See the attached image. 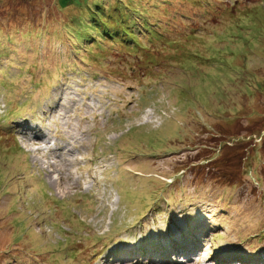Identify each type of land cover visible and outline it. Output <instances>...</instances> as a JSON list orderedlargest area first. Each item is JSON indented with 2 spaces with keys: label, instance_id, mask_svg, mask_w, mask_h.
<instances>
[{
  "label": "rangeland",
  "instance_id": "obj_1",
  "mask_svg": "<svg viewBox=\"0 0 264 264\" xmlns=\"http://www.w3.org/2000/svg\"><path fill=\"white\" fill-rule=\"evenodd\" d=\"M36 1L0 3V16L19 9L40 26L53 17L50 28L68 36L56 0ZM163 4L154 21L142 0L113 6L120 22L109 43L97 42L98 65L77 69L76 44L58 37L50 57L42 38L0 46V264L53 255L58 264H264V162L256 178L234 166L233 183L218 176L231 166L222 141L264 142V110L258 121L235 115L264 74V0H221V18L201 19L208 26L150 42L153 29L184 23ZM91 56L78 60L90 65ZM171 105L173 116L156 113ZM187 144L198 152L182 151ZM31 232L40 250L23 246Z\"/></svg>",
  "mask_w": 264,
  "mask_h": 264
},
{
  "label": "trees",
  "instance_id": "obj_2",
  "mask_svg": "<svg viewBox=\"0 0 264 264\" xmlns=\"http://www.w3.org/2000/svg\"><path fill=\"white\" fill-rule=\"evenodd\" d=\"M18 1L20 0H0V3L18 5L19 4ZM22 1H29V0H22ZM38 1L39 0H37L36 2ZM89 1L90 2L87 5L82 4L80 3V1H77V0H56L55 1L54 5L56 4L55 5L56 12L63 13L64 18L61 22V25L66 30L68 36L60 35L59 34L61 33L60 31L52 28V27L57 26V24L54 22L53 17H51L50 21H45V22H49L50 24L43 23L40 26L41 23L38 20L36 19L30 20L29 19L30 15L26 11H23V10L15 9L3 15V17L0 16V46H3V45L6 46L11 40L18 44L27 43L28 46H31V45H34V43L37 44L38 43L37 40L39 38H42V42H44L43 46L46 48L45 45H47L48 47L47 57H50L53 54L52 50H50L51 42L54 38L58 37L59 39H63L64 41L70 42L68 43L69 46H71V44L74 45V43L76 44V48L74 52V57H76V59L74 60V63L77 69H81L83 67H88L91 65L100 64L98 62V59L100 55L99 52L102 49V47L101 46L99 47L96 45H99L98 43H101L102 40L104 39H105L104 41H107V43H109V39H107L106 37L111 36V32H113V30L117 27V24L120 22L121 15L115 12V9L113 6H115L117 3L122 4L123 1H131V3L133 4L135 0H89ZM160 1L161 0H142L143 5L145 6L146 9L148 8L154 9V15L149 20L154 21V18L159 17V14L161 12L160 11L157 12V9L155 7L159 6ZM162 1H164L163 5L168 10V13H169L168 15L169 16L171 15V17L180 16L182 18L180 20H182L184 23L181 27H178L176 22L179 20H172L171 18L172 23H174L177 26L175 30H174L175 25L174 27L171 25L170 28L168 27V28H165L164 30L163 28H161L163 31H158V30L153 29V31L156 32L153 35L152 34L149 35V33L146 32L148 33L149 38H152L150 39L151 40L150 42L158 43L163 36H166L167 38L175 37V35L180 36V35H183V33L187 31H191V30L196 31L197 28L200 26L209 25L207 23L204 24L201 19L209 20V18L211 19L213 17L221 18V0H179L181 2L188 1L189 6L182 5V3H180L178 0H162ZM194 2H196V7L191 6L192 3ZM34 3L35 1L29 2V4H34ZM35 6H36V10L38 11L40 3H35ZM198 7H201V10H202L201 15L191 12L193 10H197ZM188 12L189 14L193 15L195 20L192 18H189L190 16L187 15ZM162 13L164 12L162 11ZM168 19L169 17H166L167 21ZM185 19H188L189 22L186 23L184 21ZM191 22H196V25L198 26L194 27L193 29L189 28V25L191 24ZM50 25H52L51 28H50ZM204 28L206 27H203L202 29ZM36 30H37V33L33 35V33ZM173 32L174 34H172ZM165 33H168V35ZM79 35H83L84 37L83 40L79 37ZM209 36L211 35L207 31L205 34V37H209ZM90 40H93L95 43L90 42ZM87 45H91V46H87ZM94 48H97L98 50H95ZM20 49H24V48H20ZM87 49H89L92 52L91 58L86 60L90 65H85L83 62L78 60L81 55L87 52ZM24 51L26 52L27 50H24ZM35 53L36 52L33 51V58L37 57ZM95 53H98V56L93 57ZM16 54L19 55L18 53ZM119 54L121 55L123 53L120 52ZM126 55L130 57L127 53ZM153 62L159 63L160 59L153 60ZM61 63L62 61H60L58 64H61ZM58 66L60 67V69H63L62 65H58ZM43 69L46 72L48 71L46 70L48 68L46 69L43 68ZM49 78L50 76L48 77V79ZM243 92H244L243 97L240 98L239 100L237 99L238 106L241 107L240 113L235 114V115H237L238 118L240 116L242 118L249 117V119L254 117L253 119L255 121L260 120V117L262 116V112L264 110V97H263L264 96V74L260 75L257 78L256 84L252 89L248 91H242V93ZM175 108H176V105H171L165 111H163L162 109H157L156 113L158 112V114H160V111H161V113L164 115L173 116L174 115L173 110ZM7 110L9 113L14 112L13 108L12 110L11 108L10 109L8 108ZM180 119L187 122V125L185 126H191L190 123L188 122L189 119H186V118L184 119V116H181ZM228 122L229 121L227 120L226 123L224 122L222 123L227 124ZM159 128H161L160 125L158 128L151 129V132L157 133L159 131ZM170 128L174 131L176 130L175 126H171ZM189 128L191 129L192 127H189ZM161 133L162 132H159L158 134L161 135ZM166 134H168L167 131H166ZM228 139L230 140L228 141L224 140L221 142V156H223V161L225 163H230L231 166H228L227 168L221 169V171H219L218 176L221 179V183L225 185H227L228 183H233V179H235L236 177L233 176L234 172L229 170V168L233 166L237 167V169L235 170L236 172L241 167H242L241 169H244L245 172L252 169L253 174H254V176L252 177L254 178H256L257 176L259 177V170L257 169H258V165L264 162V157L260 155V150L263 148L264 142H261L256 147L254 144L253 145L251 144V146L247 148L242 145L243 143L248 142L247 140L244 141L238 138L237 139L228 138ZM186 146L190 148L183 149L182 151L190 150L192 152H196V153L198 152V149H194L192 147V144L191 145L187 144ZM212 151L214 152L215 149H212ZM219 152H218V155H219ZM174 154H177V153H174ZM174 154H171V155H174ZM207 154L209 155L210 153H207ZM198 157L201 159V162L203 163V159H202L203 157L201 158L200 155H198ZM158 158H152V160H156ZM179 167L180 165L177 166L176 169H178ZM150 171H152L154 174H157L155 167L152 168V170ZM205 174L206 172L201 173L202 176ZM150 182L156 183L160 187L159 179H156L155 176H152V178H150ZM44 190H40V192L38 193L40 194L44 192ZM17 191L19 193H22L20 189H17ZM42 198L50 199L52 201V206H55V207L61 206L62 200H56L47 195H43ZM72 205L75 206L74 203ZM61 210L62 209H59V211ZM53 211L59 212L56 210H53ZM33 239H34V233L31 232V237L27 241L28 244H23V246L24 247L30 246L34 249L37 248L40 250L38 243L34 242ZM41 259L43 262H45V264H58L59 263L58 258L55 257L54 255L50 258L42 256Z\"/></svg>",
  "mask_w": 264,
  "mask_h": 264
},
{
  "label": "bare ground",
  "instance_id": "obj_3",
  "mask_svg": "<svg viewBox=\"0 0 264 264\" xmlns=\"http://www.w3.org/2000/svg\"><path fill=\"white\" fill-rule=\"evenodd\" d=\"M30 127H28V129H29ZM31 133H38V131H36V129L32 126L31 127ZM40 136V135H39ZM38 136V137H39ZM42 140H44L45 142H47L48 144L52 141V142H54L53 140H52V138L50 137V136H47V137H45V136H41L40 137ZM52 144V143H51ZM54 144V143H53ZM67 145H70L69 143H67V144H65L64 146H63V151H65V149H66V147H67ZM70 147V146H69ZM68 151V150H67ZM70 151L71 152H73L74 150L72 149V147H70ZM56 176V175H55ZM58 179H59V181H60V176H56ZM56 178V179H57ZM61 182V181H60ZM65 184H66V182H65ZM68 187V186H67ZM64 188H66V186H64ZM69 188V187H68Z\"/></svg>",
  "mask_w": 264,
  "mask_h": 264
}]
</instances>
